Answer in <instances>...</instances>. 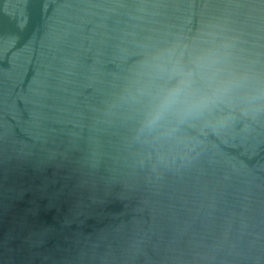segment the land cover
<instances>
[{
	"label": "water",
	"instance_id": "water-1",
	"mask_svg": "<svg viewBox=\"0 0 264 264\" xmlns=\"http://www.w3.org/2000/svg\"><path fill=\"white\" fill-rule=\"evenodd\" d=\"M0 264H264V0H0Z\"/></svg>",
	"mask_w": 264,
	"mask_h": 264
},
{
	"label": "clouds",
	"instance_id": "clouds-1",
	"mask_svg": "<svg viewBox=\"0 0 264 264\" xmlns=\"http://www.w3.org/2000/svg\"><path fill=\"white\" fill-rule=\"evenodd\" d=\"M224 89H217L213 96H199L189 100L192 95V74L181 73V86L166 90L159 101L157 111L149 122V126L168 112H175L178 119L192 114L205 107L212 100L219 98Z\"/></svg>",
	"mask_w": 264,
	"mask_h": 264
}]
</instances>
